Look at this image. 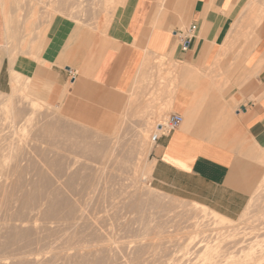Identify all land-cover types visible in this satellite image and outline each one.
<instances>
[{
    "label": "rangeland",
    "instance_id": "obj_1",
    "mask_svg": "<svg viewBox=\"0 0 264 264\" xmlns=\"http://www.w3.org/2000/svg\"><path fill=\"white\" fill-rule=\"evenodd\" d=\"M104 1L1 0L8 85L0 102H12L0 106V264H264V145L239 154L249 195L241 211L198 203L232 221L223 230L197 223L189 210L197 202L151 179L150 136L168 116L177 64L153 59L109 132L46 103L48 68L70 65L122 14L125 0ZM60 39L64 48L50 50ZM12 69L31 72L16 92Z\"/></svg>",
    "mask_w": 264,
    "mask_h": 264
},
{
    "label": "crops",
    "instance_id": "obj_2",
    "mask_svg": "<svg viewBox=\"0 0 264 264\" xmlns=\"http://www.w3.org/2000/svg\"><path fill=\"white\" fill-rule=\"evenodd\" d=\"M251 1L125 0L107 35L87 39L70 65L48 68L45 101L69 120L109 132L128 95L143 89L146 66L156 58L177 64L168 115L183 121L153 145L151 179L178 198L241 211L249 195L239 154L264 145V0ZM7 39L0 0V91L8 85ZM61 41L50 50L64 48Z\"/></svg>",
    "mask_w": 264,
    "mask_h": 264
},
{
    "label": "bare ground",
    "instance_id": "obj_3",
    "mask_svg": "<svg viewBox=\"0 0 264 264\" xmlns=\"http://www.w3.org/2000/svg\"><path fill=\"white\" fill-rule=\"evenodd\" d=\"M109 1V0H108ZM115 1V0H114ZM251 1V0H250ZM254 1V0H253ZM104 2H106V0L104 1ZM110 2H112V0L110 1ZM255 4V1L254 2H252L251 1V4ZM120 4V3H119ZM248 5H250V4H248ZM252 6V5H251ZM254 6V8H255V5H253ZM253 8V9H254ZM256 9H257V7H256ZM250 10V12L252 11L253 12V10L252 9H249ZM260 10V9H259ZM244 11L245 12H247L245 9H244ZM262 11V10H261ZM261 11L259 12V13H261ZM245 12H244V14H245ZM249 12V13H250ZM255 9H254V14H255ZM263 12V11H262ZM248 13V12H247ZM250 14H253V13H250ZM250 14L248 15V16H250ZM253 14V15H254ZM257 14L258 13H256V16H257ZM263 14V13H262ZM252 16V15H251ZM261 16V14L259 15V17L257 16V19H259V18H263L262 16ZM245 17H247V16H245ZM255 17V16H254ZM254 17H253V19H254ZM66 19V18H65ZM68 19H70V18H68ZM247 19V18H246ZM249 19V18H248ZM252 19V18H251ZM238 20V19H237ZM259 20H261V19H259ZM70 21V20H69ZM256 21V20H255ZM258 21V20H257ZM72 22V21H71ZM236 22V21H235ZM244 22H245V20H244ZM246 22H247V20H246ZM254 22V21H253ZM259 22L260 21H258V23L257 24H259ZM250 23V22H249ZM239 24V23H238ZM237 24V25H238ZM242 24H244V23H242ZM245 25H247V24H245ZM241 26V25H240ZM257 26V25H256ZM239 27V26H238ZM246 28V27H245ZM236 29V28H235ZM235 34V33H234ZM229 35V34H228ZM236 35V34H235ZM235 37V36H234ZM227 40V39H226ZM228 41L230 42V40L228 39ZM227 41V43H229ZM225 44V43H224ZM227 45V44H226ZM227 47V46H226ZM40 48V47H39ZM37 56V55H36ZM36 60V59H35ZM147 60V59H146ZM148 62V61H147ZM12 65V64H11ZM147 65V64H146ZM28 69H29V67H28ZM11 73V72H10ZM12 76H11V84H12V91L11 92H16V90H17V88H19L18 86V83H19V79H20V77L21 76H23V75H25L26 76V78L24 79V80H26V81H30L31 80V72L28 70V71H22V70H20V69H12V74H11ZM33 75V74H32ZM35 76V75H34ZM41 79V78H40ZM21 80H23V77H22V79ZM21 82H23V81H21ZM24 83V82H23ZM22 83V84H23ZM31 83V82H30ZM26 84L28 85V82H26ZM26 84H25V86H26ZM34 85V84H33ZM27 88V87H26ZM33 88V87H32ZM28 89V88H27ZM34 89V88H33ZM22 90H23V92H24V90H26V89H24V88H22ZM28 91V90H27ZM18 92V91H17ZM16 94V93H15ZM25 94V93H24ZM27 96V95H26ZM2 100V99H1ZM10 102H12L9 98H6L5 100H3L2 102H0V106H2V107H4V108H7L8 106H9V104H10ZM35 102V101H34ZM39 102V103H38ZM37 103H38V106H39V104H44L45 102H44V100H42V101H38ZM33 103V102H32ZM31 103V104H32ZM36 103V104H37ZM35 104V103H34ZM11 106V105H10ZM34 106H36V105H34ZM28 116V115H27ZM25 118H26V116H25ZM24 118V119H25ZM23 119V120H24ZM27 119V118H26ZM26 122V121H25ZM23 127V126H22ZM116 129V128H115ZM153 163V162H152ZM150 164V166H151V163H149ZM149 164H147L148 165V167H149ZM147 167V169H149V171L152 169L151 167H149L148 168ZM146 168V167H145ZM146 171V170H145ZM148 171V172H149ZM152 171V170H151ZM147 172V171H146ZM148 175H150V174H148ZM189 210H192V211H194L197 215H198V217H195L196 218V220L195 221H197V223H201V222H207L208 223V225H209V227L211 228V230H223L224 228H226L227 226H229V225H231V223H232V221L231 220H229V219H227V218H225V217H223V216H221V215H219V214H217V213H215V212H213L212 210H210V209H208L206 206H203V205H201V204H198V203H194L191 207H190V209ZM245 215V214H244ZM194 218V219H195ZM234 222V221H233ZM236 222V221H235ZM206 223V224H207ZM205 224V223H204ZM235 224V223H234ZM237 224V223H236ZM232 228V227H231ZM236 228V227H235ZM227 229H230V228H227ZM232 230H233V228H232ZM236 230V229H235ZM208 231V230H207ZM217 231H216V233H217ZM227 231V230H226ZM237 231H238V229H237ZM228 232V231H227ZM236 234V233H235ZM242 234H244V233H242Z\"/></svg>",
    "mask_w": 264,
    "mask_h": 264
},
{
    "label": "built area",
    "instance_id": "obj_4",
    "mask_svg": "<svg viewBox=\"0 0 264 264\" xmlns=\"http://www.w3.org/2000/svg\"><path fill=\"white\" fill-rule=\"evenodd\" d=\"M183 50H185L186 48L184 47V44L182 45ZM183 121V118L181 115L172 113L169 114L167 116V118L164 120L163 124H157L156 125V132H154L151 136H150V143L152 145H155V143L158 141L160 135H161V131L165 132V133H170L172 131H174L175 129H177L181 123Z\"/></svg>",
    "mask_w": 264,
    "mask_h": 264
}]
</instances>
